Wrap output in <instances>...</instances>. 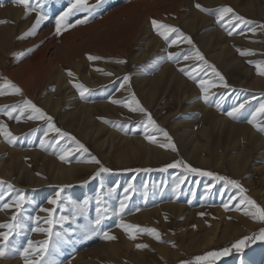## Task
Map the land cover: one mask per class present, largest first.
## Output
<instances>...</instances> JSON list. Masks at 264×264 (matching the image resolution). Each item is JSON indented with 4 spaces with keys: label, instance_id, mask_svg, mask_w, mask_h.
Here are the masks:
<instances>
[{
    "label": "rangeland",
    "instance_id": "obj_1",
    "mask_svg": "<svg viewBox=\"0 0 264 264\" xmlns=\"http://www.w3.org/2000/svg\"><path fill=\"white\" fill-rule=\"evenodd\" d=\"M84 1L0 0V22L24 9L8 68L24 82L0 92V260L56 264L84 240L99 255L113 232L100 264H264V97L242 100L264 73V0ZM202 127L220 141L205 160L185 140Z\"/></svg>",
    "mask_w": 264,
    "mask_h": 264
},
{
    "label": "bare ground",
    "instance_id": "obj_2",
    "mask_svg": "<svg viewBox=\"0 0 264 264\" xmlns=\"http://www.w3.org/2000/svg\"><path fill=\"white\" fill-rule=\"evenodd\" d=\"M84 1V0H83ZM214 1V0H213ZM231 0H221V2L225 3V4H229ZM233 1V0H232ZM85 2V1H84ZM209 4V3H208ZM7 6V5H6ZM14 6V5H13ZM17 6V5H16ZM8 7V8H3V10H5V14H3V11H2V20L0 22V35L3 36V38L0 39V53H1V56H0V72H1V75H0V92L1 91H4L6 90V87L8 89V86H6V83L8 82V80H5L4 78L6 79H10L12 81H15L16 83L18 84H21L24 82V78H23V75H22V69L21 67L16 69V70H9V66H12V64H15L16 62H18V60L21 58V55L18 54L16 50H14L12 53H9V47H11V44L14 43V37L18 36V30L20 28V25H22L21 23L23 21H21L22 19H20V15L22 13V9L21 7ZM2 6H0L1 8ZM10 9V10H8ZM253 10V9H252ZM23 14V13H22ZM195 16L197 17V19H199L200 21L202 20H209V18L205 17L203 14H201L200 12H196ZM24 17V16H23ZM21 18H22V15H21ZM25 18V17H24ZM29 17H27L26 19H28ZM32 20V19H31ZM196 20V19H195ZM33 21V20H32ZM28 23V21H27ZM30 24V23H29ZM27 24V25H29ZM26 25V26H27ZM22 28V27H21ZM20 31H22L20 29ZM216 32H211V36L209 37V40L211 41L212 40V37L214 36ZM217 33H219V35H222L223 32H219L217 31ZM254 35H257L258 38L257 40L260 42V41H263V36H260L258 33H256V31L254 30L253 32ZM0 36V37H1ZM253 36V35H252ZM6 38V39H5ZM16 39V38H15ZM13 41V43H12ZM14 47V46H13ZM16 47V46H15ZM127 48L128 47H125L124 49H121L120 50V53L121 54H124L126 53L127 51ZM221 53L223 54H226L227 53V50H222ZM34 55V54H33ZM139 56H142L143 55H139ZM31 58V57H30ZM62 59L63 58H55L54 60H49V64H48V68L47 70H50V73L53 74L52 72L54 70H56V67H58V79H61L63 78V83L65 84L66 87H70L71 86V82H70V78H69V75L67 73H65L64 71H62L61 69V66L59 65L60 62H62ZM65 59H67V61L69 60V58L65 57ZM35 60V58H34ZM237 64V63H236ZM62 65V64H61ZM226 65V63H225ZM63 67V66H62ZM77 68V67H76ZM243 68V65L241 64H237L236 65V70H240ZM61 70V71H60ZM213 74L209 75V77H212ZM254 78L252 79V81L248 84L249 86L252 87V89L250 88V90L245 94L243 95L242 97V100H245L246 104H249L250 102L254 103L255 100L256 102H258V100L261 98V97H264V73L262 76H255L253 75ZM31 81V80H30ZM9 83V82H8ZM44 84V83H43ZM41 85V84H40ZM39 89L35 88L34 90H32V93L33 95H37L39 93L38 91ZM251 90H260L261 91V95H258L257 92L255 93V91H251ZM56 105H59V100L57 101V104ZM204 105V103H203ZM202 105V106H203ZM259 112H264V107L261 110H258ZM89 112V110H88ZM206 112V111H205ZM259 112H257V115H259ZM212 114H214L212 112ZM256 114V113H255ZM253 117H255V115H253ZM219 122H224L225 119L224 117L222 118H219ZM262 121H264V119H262ZM183 122H178L177 124H181ZM248 129V128H247ZM253 129V127L251 126L249 128V131H251ZM248 131V132H249ZM183 133V132H182ZM197 133V134H196ZM194 132L193 129L189 130L187 133H186V137H185V140H187V143L191 146V150L194 152L195 155H199L200 159L202 160H205L206 159V153L208 151L211 150V148L213 147L214 143L217 141L218 143H220L218 137H213V139H210V135L208 133V130L205 128V127H202L198 132ZM192 134H194L193 136H191ZM111 136V135H110ZM166 137V136H165ZM216 140V141H215ZM139 142V141H138ZM238 143H240L241 145L239 146L240 147V153H239V157L240 155H242L243 157V161H246L247 158H249V156L251 155V147L252 145H250L249 143V140L247 141L246 139L244 138H239L238 139ZM136 147H137V143L135 144ZM135 145L131 142V140L128 142L127 146H126V149L127 151H135L134 149L136 148ZM139 145H143L141 142H139ZM154 147V146H153ZM143 149L149 154V153H153L155 156L156 155H160L161 156V152L160 150L158 149H161V148H156V146L154 148H152L150 145L148 144H144L143 146ZM164 150V149H163ZM259 150V149H258ZM201 151V153H200ZM167 154V153H166ZM194 155V156H195ZM220 153L219 152H216V162L219 163L220 162ZM196 156V157H197ZM162 157V156H161ZM241 158V157H240ZM234 159L236 160V155H232L231 156V162L233 163ZM239 160V159H238ZM241 163V162H240ZM234 164V163H233ZM235 165L237 167L239 166H242L243 164H239V163H236L235 162ZM234 165V166H235ZM60 168V166H59ZM58 168V169H59ZM241 168V167H239ZM72 170L71 167L69 168H60L59 169V172L61 173H65L67 177H70L71 173L70 171ZM240 172V171H239ZM238 173V172H237ZM65 177V176H64ZM131 205V204H129ZM129 205L127 204L126 207H129ZM133 206V205H132ZM131 206V207H132ZM129 209V208H127ZM125 211L126 209L122 208V206H120L118 208V210L115 212L114 210H111L110 212L107 211V209L104 210L103 212V215L105 213H108V215H115V216H120V213L119 211ZM120 223V222H119ZM118 223V226L120 225ZM123 224V222H122ZM108 226V225H107ZM106 226H104L102 223H97L94 225V228L96 229L97 232H102L104 229H105ZM116 231V230H115ZM108 234V233H107ZM119 236V234H113V232H110L109 233V236L108 238H101L100 240V244L99 245H104V247H107V245H109L111 248H115L116 244H117V237ZM89 239V238H88ZM76 243V242H75ZM87 241L84 240L82 242H80L78 245L75 244V246H72L70 248V256L69 258L67 259H60L58 260V262L56 264H100L101 262H104V260L108 261L109 259V255L107 253V249H105L103 251V248H102V251L103 253H101L102 251H100L99 255L97 254V250L94 252H86L85 251H79V249H83L85 246H87ZM113 248V249H114ZM112 250V249H111ZM88 251V250H87ZM106 251V252H105ZM109 251V250H108ZM117 250H113L112 252H116ZM105 252V253H104ZM113 253V254H114ZM103 254V255H102ZM63 255V254H61ZM68 257V256H67ZM0 263L1 264H6V262L4 263L3 261L0 260Z\"/></svg>",
    "mask_w": 264,
    "mask_h": 264
}]
</instances>
